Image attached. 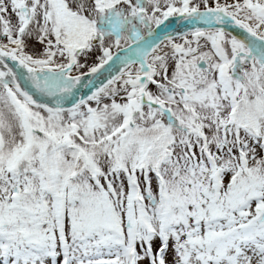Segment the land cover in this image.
Wrapping results in <instances>:
<instances>
[{
	"label": "snow or ice",
	"instance_id": "snow-or-ice-1",
	"mask_svg": "<svg viewBox=\"0 0 264 264\" xmlns=\"http://www.w3.org/2000/svg\"><path fill=\"white\" fill-rule=\"evenodd\" d=\"M0 264H264V0H0Z\"/></svg>",
	"mask_w": 264,
	"mask_h": 264
}]
</instances>
